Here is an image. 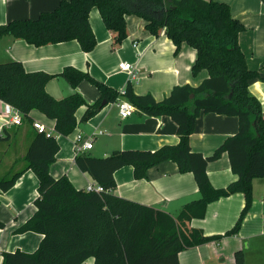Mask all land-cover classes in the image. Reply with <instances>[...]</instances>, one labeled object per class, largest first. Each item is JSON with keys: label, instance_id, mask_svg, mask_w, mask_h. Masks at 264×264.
I'll list each match as a JSON object with an SVG mask.
<instances>
[{"label": "trees", "instance_id": "obj_1", "mask_svg": "<svg viewBox=\"0 0 264 264\" xmlns=\"http://www.w3.org/2000/svg\"><path fill=\"white\" fill-rule=\"evenodd\" d=\"M260 1L264 5V0ZM93 8L98 9L105 28L112 33L114 47L127 37L126 17L137 16L151 35L164 32L177 50L182 44L194 49L192 75L206 72L208 77L197 87H174L159 102L150 95H135L130 86L125 89L126 100L137 110L151 117H170L177 125L179 142L156 151H116L104 158L89 151L76 154V167L103 188L96 193L77 190L66 176L54 178L50 174L59 151L55 136H68L75 130V113L85 105L83 98L75 92L57 100L45 88L53 75L27 72L14 60L0 63V100L18 110L27 123H32V112L55 123V135L50 137L34 128L24 169L0 177V191L6 192L24 171L36 175V211L17 232L43 236L35 252L4 253L1 264H83L89 258L94 264H179L181 252L222 238L205 236L199 230L184 233L181 225L204 218L210 203L239 193L245 205L225 236L236 234L253 202L252 182L264 178V118L259 102L248 90L251 81L262 77L247 66L239 44L245 28L232 17L229 5L214 0H61L53 10L41 12L35 19L0 25V40L12 37L35 47L77 41L81 50L89 53L96 46L89 22ZM58 76L72 90L88 80L99 89L101 100L115 102L119 98V93L74 68L66 67ZM97 109L98 104L88 107L82 122ZM202 113L236 117L239 122L238 132L210 157L193 152L189 144ZM223 154H227L237 180L215 189L207 166ZM164 161L176 163L180 173H192L199 190V199L184 205L176 217L114 195L117 170L132 166L134 178L140 180ZM234 261L246 264L242 251L235 252Z\"/></svg>", "mask_w": 264, "mask_h": 264}, {"label": "crops", "instance_id": "obj_2", "mask_svg": "<svg viewBox=\"0 0 264 264\" xmlns=\"http://www.w3.org/2000/svg\"><path fill=\"white\" fill-rule=\"evenodd\" d=\"M61 0H0V25L13 20L35 19L41 12L53 10ZM210 1V0H204ZM229 5L231 15L244 25L239 44L247 66L258 71L262 79L250 82L249 93L259 102L264 118V5L260 0H214ZM89 22L96 39L93 51L85 53L77 41L35 47L24 40L4 37L0 40V63L21 62L27 72H45L54 77L46 84V91L60 100L78 93L85 105L75 113L76 128L68 136L56 135L59 151L50 166L54 178L66 176L77 190H86L96 182L75 165L74 141L78 133L96 134L89 151L98 158L125 150L156 151L179 142L177 125L170 117H151L136 109L128 118L118 115L117 101L101 100L99 89L83 80L75 90L60 76L66 67L87 73L94 80L114 92L121 93L128 86L135 95H150L159 102L168 97L174 87H197L208 77L206 72L193 76L192 65L196 51L186 44L179 50L164 32L153 36L144 29L145 22L137 16H127V37L114 47L112 33L102 21L97 8L89 14ZM120 63H130L135 78L120 72ZM98 104L95 114L87 121L82 117L87 108ZM11 106L0 100V177L22 171L24 155L32 139L33 123L43 124L54 132L55 123L38 112H32V123L22 120L19 126H6V112ZM236 117L200 114L190 136L191 150L210 157L223 142L238 132ZM207 176L215 189L227 187L237 180L230 168L227 154L207 166ZM114 195L176 217L184 205L199 199V190L192 173H180L176 163L164 161L150 168L145 179H135L132 166H124L114 173ZM38 179L31 170L24 171L14 186L0 191V264L3 254L15 251L33 253L42 235L18 233L34 214L38 198ZM253 202L236 234L225 236L235 225L244 205L243 194L221 198L207 206L204 218L181 225L184 233L199 230L205 236H222L217 241L189 248L178 255L179 264H235L234 254L242 251L246 264H264V178L252 182ZM83 264H94L89 258Z\"/></svg>", "mask_w": 264, "mask_h": 264}, {"label": "built area", "instance_id": "obj_3", "mask_svg": "<svg viewBox=\"0 0 264 264\" xmlns=\"http://www.w3.org/2000/svg\"><path fill=\"white\" fill-rule=\"evenodd\" d=\"M118 69L120 72H125L129 75V79L135 78V72L133 69V66L130 63H120L118 65ZM117 109H118V115L121 119H126L130 117L135 111L136 108L133 104L128 102L125 98V90H123L121 93H119V98L117 101ZM6 126H19L22 122V116L19 113L18 110L11 107V110L9 109L6 114ZM33 127L39 132L44 134L46 137H50L53 134V131L47 129L43 124L34 122ZM96 134H92L90 136H85L83 133H78L75 137L74 141V150L76 154H80L83 152H88L93 148V140L94 136ZM86 191H94L96 193L103 192V188L99 185H89L86 188Z\"/></svg>", "mask_w": 264, "mask_h": 264}]
</instances>
